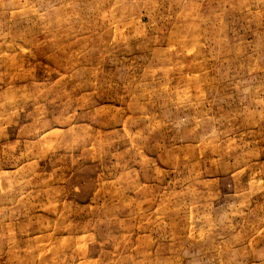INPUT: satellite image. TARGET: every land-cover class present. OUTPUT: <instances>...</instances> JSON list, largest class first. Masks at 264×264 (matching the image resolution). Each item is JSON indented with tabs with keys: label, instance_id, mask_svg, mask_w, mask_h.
Listing matches in <instances>:
<instances>
[{
	"label": "rangeland",
	"instance_id": "1",
	"mask_svg": "<svg viewBox=\"0 0 264 264\" xmlns=\"http://www.w3.org/2000/svg\"><path fill=\"white\" fill-rule=\"evenodd\" d=\"M0 264H264V0H0Z\"/></svg>",
	"mask_w": 264,
	"mask_h": 264
}]
</instances>
